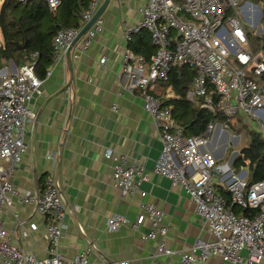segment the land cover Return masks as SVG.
<instances>
[{
    "label": "built area",
    "instance_id": "obj_1",
    "mask_svg": "<svg viewBox=\"0 0 264 264\" xmlns=\"http://www.w3.org/2000/svg\"><path fill=\"white\" fill-rule=\"evenodd\" d=\"M45 1L51 10L60 5V0ZM102 1L89 0L79 27L57 29L52 62L45 77L64 58L71 42ZM238 1L145 0L141 19L133 25H122L126 42L146 30L155 47L148 61L142 54L125 48L117 78L124 89L140 91L143 108L157 130L161 150L151 168L143 162L127 163L125 155L109 147L103 155L114 161L111 179L123 197L138 194L143 198L146 191L142 184L151 174L169 179L190 196L202 227L212 234V239H198L186 250L169 247L165 240L168 224L164 222V212L147 201L139 203L141 211L130 224L136 230L147 219L150 226L142 233L141 240L154 242L155 257L176 256L179 264H205L213 256L230 263L264 264V179L250 181L248 165L237 171L232 161L221 162L208 149L211 133L217 128L219 136L227 133L228 121L237 115L264 131V80L261 79L264 50L252 49L247 29L239 18L242 5ZM103 22L98 16L84 31L76 42L75 57L88 49L101 32ZM37 56V52L29 53L14 70L0 68V264H133L129 260L104 263L91 260L89 247L72 256L62 254L60 239L66 227V207L58 179L47 175L37 195L29 190L21 191L13 183L14 172L27 150L24 136L36 116L30 102L43 82L34 71ZM98 61L103 65L106 56L102 55ZM184 65L195 71L187 98L198 108L218 112L227 120L210 121L205 132L196 136L184 134V126L173 116L172 108L163 105L166 96L151 92L158 82L168 79L171 69ZM72 99L68 93L69 102ZM218 186L227 191L229 202L218 192ZM15 197L23 203H34L35 211L44 220L47 250L43 257L25 252L8 234L1 215L11 209ZM12 214L21 237H29L27 223L17 213ZM128 223L122 215H111L106 219V229L116 231ZM30 226L36 227L33 223ZM244 250L246 254L242 255Z\"/></svg>",
    "mask_w": 264,
    "mask_h": 264
},
{
    "label": "crops",
    "instance_id": "obj_2",
    "mask_svg": "<svg viewBox=\"0 0 264 264\" xmlns=\"http://www.w3.org/2000/svg\"><path fill=\"white\" fill-rule=\"evenodd\" d=\"M238 2L242 5L239 14L242 23L256 28L255 33L264 37V0ZM144 3L145 0H109L100 15L104 21L102 30L88 49L75 57L78 44L75 43L70 62L65 54L55 63L51 74L42 77L39 91L30 102L36 116L24 136L27 150L12 180L19 190L36 194L47 175L58 179L66 207L60 252L67 256L89 247V258L99 263L129 260L133 264H179L176 256L155 257L154 242L141 240L150 226L147 219L136 230L131 228L141 211V201L151 202L164 212V222L168 224L165 240L169 247L186 250L198 239L213 238L202 227L190 196L163 176L150 175L142 184L146 191L143 198L138 194L123 197L112 183L114 161L103 155L109 147L125 155L127 163L143 162L151 168L160 154L157 130L143 108L140 91L124 89L117 78L123 66V52L128 47L122 37V25H133L141 19ZM145 31L134 34L131 41ZM102 55L106 56L103 65L98 61ZM15 67L10 62L1 68ZM162 88L157 86L154 91L160 97H173L170 89ZM68 93L73 96L71 102ZM237 134L231 133L230 144L237 142L239 137L233 136ZM227 139L228 132L219 136L217 128L210 135L208 149L221 162L232 161L234 168L237 152L224 158ZM244 165L249 169V160L234 169L238 171ZM220 189L226 192L225 196ZM217 190L228 198L224 188L218 186ZM13 212L27 223L29 237H21ZM115 214L124 216L129 223L116 231H107L106 219ZM1 216L13 243L36 257L46 255L44 220L35 211L34 203H23L15 197L11 209L4 210ZM31 223L36 225L34 229ZM205 264L244 263H230L213 256Z\"/></svg>",
    "mask_w": 264,
    "mask_h": 264
},
{
    "label": "trees",
    "instance_id": "obj_3",
    "mask_svg": "<svg viewBox=\"0 0 264 264\" xmlns=\"http://www.w3.org/2000/svg\"><path fill=\"white\" fill-rule=\"evenodd\" d=\"M89 0H60V5L51 10L45 0H2L0 6V68L12 62L19 67L24 57L32 52L38 56L34 67L35 74L42 78L52 62L53 37L60 27H79L82 13L88 7ZM250 40V33L247 30ZM132 40V39H131ZM252 45L255 52L264 50V37H260ZM250 42V41H249ZM128 47L134 53L142 54L148 61L154 53L155 47L151 44L150 34L145 31L137 39L128 42ZM195 71L184 65L171 69L168 79L158 82L156 87L170 89L173 97L163 100L164 106L172 107L173 116L184 126V134L196 136L203 134L210 121H227L218 112H209L198 108L197 104L187 98V93L193 84ZM264 80V75L261 77ZM156 95L158 93L151 90ZM248 147L242 149V156L233 162L234 168L249 160L250 181L264 179V136L252 132ZM225 196L226 192L220 189ZM229 202V195L226 198ZM234 209L239 212L238 207Z\"/></svg>",
    "mask_w": 264,
    "mask_h": 264
},
{
    "label": "rangeland",
    "instance_id": "obj_4",
    "mask_svg": "<svg viewBox=\"0 0 264 264\" xmlns=\"http://www.w3.org/2000/svg\"><path fill=\"white\" fill-rule=\"evenodd\" d=\"M181 1V0H180ZM2 0H0V6H1ZM244 25V23H243ZM244 27H246V29L249 31L250 33V43L252 45H254L257 41V39H259L261 36L257 35L256 32V28L254 27H250L248 25H244ZM0 43H1V34H0ZM228 139H227V145L225 147V153H224V158L226 159L231 152L236 151L237 155L235 158H238L239 156H241V152L243 148H246L249 144V140L251 138L250 134L252 132L256 133V134H261L262 136H264V131H260L258 129V127L256 126L255 123H249L247 121V119H245L242 116H236L233 119L228 121ZM231 133L235 134V133H239L240 137L238 138L236 143H229V141H231ZM234 158V159H235Z\"/></svg>",
    "mask_w": 264,
    "mask_h": 264
},
{
    "label": "water",
    "instance_id": "obj_5",
    "mask_svg": "<svg viewBox=\"0 0 264 264\" xmlns=\"http://www.w3.org/2000/svg\"><path fill=\"white\" fill-rule=\"evenodd\" d=\"M109 0H103L101 5L99 6L98 10L95 12V14L92 16V18L83 26V28L79 31L78 35L76 36V38L71 42L70 47L66 53V57L68 59V61L70 62V52L72 47L75 45V43L79 40V38L81 37V35L84 33V31L93 23V21L100 16L104 9L106 8V6L108 5ZM57 179V178H56ZM38 193H36L35 195H37ZM63 196V195H62Z\"/></svg>",
    "mask_w": 264,
    "mask_h": 264
}]
</instances>
